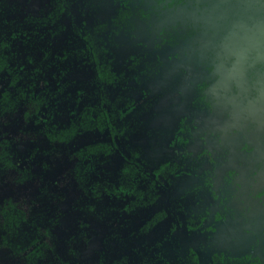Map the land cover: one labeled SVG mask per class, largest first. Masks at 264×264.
I'll use <instances>...</instances> for the list:
<instances>
[{
  "label": "flooded vegetation",
  "instance_id": "af4514ba",
  "mask_svg": "<svg viewBox=\"0 0 264 264\" xmlns=\"http://www.w3.org/2000/svg\"><path fill=\"white\" fill-rule=\"evenodd\" d=\"M0 3L36 59L0 139L32 147L36 119L60 135L20 162L34 178L0 173V205L44 198V248L30 264H264V126L228 133L199 117L219 65L243 49L240 29L264 27V0ZM250 87L257 109L263 90ZM67 130L79 143L59 140ZM0 264H28L1 229Z\"/></svg>",
  "mask_w": 264,
  "mask_h": 264
},
{
  "label": "trees",
  "instance_id": "16d2710c",
  "mask_svg": "<svg viewBox=\"0 0 264 264\" xmlns=\"http://www.w3.org/2000/svg\"><path fill=\"white\" fill-rule=\"evenodd\" d=\"M3 8L0 7L1 10ZM3 15L4 13L0 12V81L4 80V83L0 85V121L21 104L20 100L25 101L22 91L25 88V82L21 73L24 71L25 65L36 61V59L34 61L32 53H28L26 50L25 27L22 24H15V22H5ZM114 22L113 30L117 34L120 32L123 21L114 19ZM15 34L23 35L22 42L21 39L13 40ZM72 99L73 94H71ZM26 120H28V116H26ZM35 124H39L38 140L33 143L32 147L28 146L30 144L24 146L19 142L15 143L14 139L4 135L0 139V173L16 168L20 171V180L34 178L37 175L29 168L22 169L20 162L26 159L33 160L35 152L40 148L38 144L41 145V148L46 144L50 145L53 141L58 140L60 135L56 131L44 130L48 127V123L43 119H36ZM74 125L75 121L72 116L65 126L72 128ZM59 140L64 141L68 146L79 143L77 135L71 130H67L64 137ZM122 187L123 184L118 183L116 189H122ZM42 196V194L37 196L27 210L24 209L25 206L14 202L11 198H5L0 205L2 245L7 247L12 254L23 256L28 264L35 260V257L42 255L44 248L42 244L36 243L45 235V209Z\"/></svg>",
  "mask_w": 264,
  "mask_h": 264
},
{
  "label": "rangeland",
  "instance_id": "374dc122",
  "mask_svg": "<svg viewBox=\"0 0 264 264\" xmlns=\"http://www.w3.org/2000/svg\"><path fill=\"white\" fill-rule=\"evenodd\" d=\"M35 2L36 0H32L33 5ZM240 32L244 39L243 49L234 60L219 65L218 78L209 89V93L214 97V106L208 112L199 113L203 122L215 124L221 132L246 133L247 125H253L256 121H259V129L264 126V118L260 117L264 112V99L261 107L257 109L254 103L247 101L251 84H254V90L262 89L264 95V27L252 30L244 27ZM229 103H232V106ZM234 107L240 110H234ZM229 108L232 113H228ZM229 114L234 116L233 120L225 118ZM10 125L11 122L8 121L6 127ZM230 137L232 142H240L239 135L230 134ZM89 260L90 257L87 258V261ZM81 264H84V261Z\"/></svg>",
  "mask_w": 264,
  "mask_h": 264
}]
</instances>
